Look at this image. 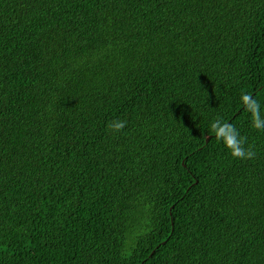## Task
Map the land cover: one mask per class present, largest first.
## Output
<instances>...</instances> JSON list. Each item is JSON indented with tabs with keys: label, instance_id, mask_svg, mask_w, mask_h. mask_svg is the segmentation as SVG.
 <instances>
[{
	"label": "trees",
	"instance_id": "1",
	"mask_svg": "<svg viewBox=\"0 0 264 264\" xmlns=\"http://www.w3.org/2000/svg\"><path fill=\"white\" fill-rule=\"evenodd\" d=\"M0 264H264V0H0Z\"/></svg>",
	"mask_w": 264,
	"mask_h": 264
},
{
	"label": "clouds",
	"instance_id": "2",
	"mask_svg": "<svg viewBox=\"0 0 264 264\" xmlns=\"http://www.w3.org/2000/svg\"><path fill=\"white\" fill-rule=\"evenodd\" d=\"M113 127L116 128L117 130L120 129V128H123L124 127V122L120 121V122L114 123ZM240 154H242V153H240Z\"/></svg>",
	"mask_w": 264,
	"mask_h": 264
},
{
	"label": "bare ground",
	"instance_id": "3",
	"mask_svg": "<svg viewBox=\"0 0 264 264\" xmlns=\"http://www.w3.org/2000/svg\"><path fill=\"white\" fill-rule=\"evenodd\" d=\"M242 99V98H241ZM129 117V116H128ZM113 121V120H112ZM131 122V121H130ZM143 230V229H142ZM138 238V237H137ZM139 240V239H138ZM148 240V239H147ZM220 240V239H219ZM148 243V242H147ZM141 246V245H140ZM128 249V248H127Z\"/></svg>",
	"mask_w": 264,
	"mask_h": 264
}]
</instances>
